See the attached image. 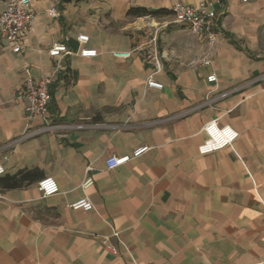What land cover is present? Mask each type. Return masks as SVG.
<instances>
[{"label": "crops", "instance_id": "obj_1", "mask_svg": "<svg viewBox=\"0 0 264 264\" xmlns=\"http://www.w3.org/2000/svg\"><path fill=\"white\" fill-rule=\"evenodd\" d=\"M202 1L213 0H32L21 48L0 41V176L33 179L0 189V264H264V0L217 6L212 50L172 11ZM132 8L171 13L131 17ZM56 43L72 53L50 55ZM28 75L52 78V121L84 127L9 145L43 126L26 114ZM213 120L239 137L200 155ZM141 146L150 149L107 169L108 157ZM45 177L58 194L39 191ZM84 197L92 210L69 206Z\"/></svg>", "mask_w": 264, "mask_h": 264}, {"label": "built area", "instance_id": "obj_2", "mask_svg": "<svg viewBox=\"0 0 264 264\" xmlns=\"http://www.w3.org/2000/svg\"><path fill=\"white\" fill-rule=\"evenodd\" d=\"M225 0L202 1L198 5H187L182 2H176L172 11L174 13V20L177 23L187 26L190 31L200 36L208 45L209 50H212L218 41L219 35V13L217 6L223 7ZM247 3L250 0H239ZM54 11V10H53ZM34 17L32 11V0H6V7L0 13V41L7 40L10 43L21 48L19 44L22 36L31 23ZM78 40L81 43L89 41V36L80 35ZM61 52L72 53L66 45L54 44L49 50L50 55L58 56ZM82 57H96L98 55L97 49L83 48L80 50ZM114 55L117 57H130L131 52L116 51ZM201 65H211V58L209 54L205 55L202 59ZM157 68L161 70V65L157 61ZM209 82H217L218 76L216 73H211L207 77ZM52 78L49 76L35 79L28 75L24 80L22 89V97L26 100V114L28 119H40L42 127L35 131L24 133L19 138L12 141L9 145H18L25 139L36 136L41 133H53L62 135L60 132L68 129H81L83 124H66L58 123L51 120L50 107L52 100L51 93ZM148 86L162 89L163 84L153 78L148 80ZM229 92L223 93L221 96L225 97ZM203 131L207 138L198 147L200 155L209 154L226 147L231 146L239 137V132L230 125H219L216 120L207 122ZM150 147L141 146L136 148L131 154L126 155H112L106 159V167L109 170L115 169L119 166L129 163L132 159L138 158L146 153ZM5 160L8 156L4 157ZM5 172L4 165H0V174ZM94 184L92 177H87L82 187L88 188ZM37 187L43 196L48 197L56 195L60 192V186L54 177H45L38 181ZM1 196V195H0ZM72 209H83L90 211L94 208L93 202L84 197L69 205ZM106 242L108 249L115 251L116 248Z\"/></svg>", "mask_w": 264, "mask_h": 264}, {"label": "trees", "instance_id": "obj_3", "mask_svg": "<svg viewBox=\"0 0 264 264\" xmlns=\"http://www.w3.org/2000/svg\"><path fill=\"white\" fill-rule=\"evenodd\" d=\"M3 1V0H0ZM163 13L170 14L168 10H149L147 8H132L128 11V16L131 17H141L145 15H160ZM72 78L74 77V72L68 71ZM28 170H21L16 175H4L0 176V189H11V188H20L23 187L25 182H31L33 179L29 176Z\"/></svg>", "mask_w": 264, "mask_h": 264}]
</instances>
